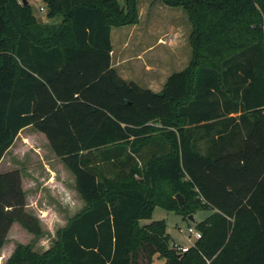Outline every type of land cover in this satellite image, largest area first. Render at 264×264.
<instances>
[{
	"label": "trees",
	"instance_id": "trees-1",
	"mask_svg": "<svg viewBox=\"0 0 264 264\" xmlns=\"http://www.w3.org/2000/svg\"><path fill=\"white\" fill-rule=\"evenodd\" d=\"M42 1L58 24L0 0V160L32 126L85 206L4 264H264V0H160L186 12L191 57L157 92L111 66V27L138 23L137 0ZM25 200L20 171L0 172V251L15 222L44 232ZM155 206L214 211L180 252L163 220L140 224Z\"/></svg>",
	"mask_w": 264,
	"mask_h": 264
},
{
	"label": "rangeland",
	"instance_id": "rangeland-1",
	"mask_svg": "<svg viewBox=\"0 0 264 264\" xmlns=\"http://www.w3.org/2000/svg\"><path fill=\"white\" fill-rule=\"evenodd\" d=\"M157 2L165 5L160 0H137L142 24L145 23L150 29V33H147L145 37L147 51L142 52V59L137 56L136 60L131 58L121 66V72L128 79L121 74L123 78L132 80L142 87L146 85L155 89L161 87L165 76L187 66L191 57V47L188 40L191 24L186 12L181 7L166 5L169 11L167 13L169 20L162 19V16L157 14L153 16L152 7ZM31 4L33 8H38L40 2L32 0ZM153 17H155L156 22L166 20L167 24H171L165 25V27L172 28L173 34L167 35V38L159 39L164 26L160 30V26L154 23ZM129 26L115 28V33L119 31L121 34L122 41L128 37L126 31L129 30ZM114 44V59L133 57L134 43L130 41L126 48H120L115 40ZM35 133L18 135L8 152V157H11L13 162L11 170L16 169V167L17 169L19 167L20 170V167L31 168L30 172L26 171L32 180L26 181L25 184L28 189L25 203L27 210L40 219L44 232L41 236L36 237L16 224L8 233V244L6 242L1 248L0 258L2 256V259H0V264H4L7 259V251L5 250L18 242L29 243L34 250L39 252L51 247L56 239L57 229L85 206L84 201L75 190L73 175L61 164L59 158L54 156L48 143ZM39 149L42 150L40 153L35 152ZM213 211L214 209L210 208L197 209L192 214L193 219H189L177 211H168L161 206H155L150 218L141 219L140 224L147 225L156 220H163L170 235L171 244L192 246L196 239L188 235V227L197 230V224ZM162 262V259L155 258L154 264H162Z\"/></svg>",
	"mask_w": 264,
	"mask_h": 264
},
{
	"label": "crops",
	"instance_id": "crops-1",
	"mask_svg": "<svg viewBox=\"0 0 264 264\" xmlns=\"http://www.w3.org/2000/svg\"><path fill=\"white\" fill-rule=\"evenodd\" d=\"M29 1V4L31 5L32 9H33V14L34 16L39 19L43 24H57L59 23L61 17L56 15V16H53V17H47V7H46V4L42 1V0H38L40 2V4L38 5V8H33L32 4H31V1L32 0H28ZM42 3V4H41ZM158 4V2H157ZM154 4V6L152 7V13L154 14L153 16H155L156 14L158 16H162V19H167V16H168V9L166 7V5H163L162 3L160 4ZM168 6V5H167ZM153 20L155 21V17H153ZM143 21H141V17L139 16V21L138 23L134 24V25H130L129 26V30L126 31L128 37L126 40L122 41V38H121V34L118 32L115 33V28L117 27H111V30H110V40H111V45H112V50H111V66L113 68L116 69L117 73L119 74V76H121V74H123L121 72V66L127 62L128 60H130L132 58V60H136V57H140V59H142V54L147 51L146 48H147V44L145 43V37H146V34L147 33H150V29H149V26L145 25V23L142 24ZM155 24H158L160 26V30L162 29V27L164 26V28L162 29V35L159 37V39H164V37L167 38V35H172L174 30L172 28H167L165 27V25H171V24H167L168 22L166 20H158V22H154ZM127 26V25H125ZM142 26V27H141ZM120 27H124V26H120ZM171 27V26H170ZM137 36V37H136ZM136 37V38H135ZM171 37V36H170ZM130 39V40H129ZM114 40L116 41V43L118 42V45H120V48H126L127 45L129 44V42L131 41L132 43H134V54H133V57H124V58H118L117 60L114 59V52H115V44H114ZM150 48V47H149ZM143 52V53H142ZM135 57V58H134ZM142 57V58H141ZM124 77L127 78V76L125 74H123ZM169 76V75H168ZM168 76H165V79L163 81V83L161 84V87L159 89H155V88H152L150 86H146L144 85L145 87H148L149 89H151L152 91H159L161 90L166 78ZM122 77V76H121ZM123 78V77H122ZM125 79V78H124ZM128 79V78H127ZM125 79V80H127ZM132 81V80H131ZM34 129V130H33ZM33 130V131H31ZM36 132V133H35ZM22 133H26V134H30V133H35L39 136H41L43 138V140L48 143L45 135L41 132H39L38 130H36L35 128H33L32 126H25L23 127L18 135L22 134ZM18 135L16 136L15 140L17 139ZM14 140V142H15ZM13 142V144H14ZM13 144L6 150V152L4 153L3 157L1 158L0 160V172H4V171H8V170H11V168L13 167V162L11 161V157H8V152L10 151V149L12 148ZM22 144H24L22 142ZM36 149V148H34ZM37 150V149H36ZM35 152H38L40 153L42 150L39 149L38 151ZM51 150V148H50ZM52 151V150H51ZM53 152V151H52ZM42 154V153H41ZM54 154V153H53ZM10 156V155H9ZM55 157H57L55 154H54ZM60 160V159H59ZM61 162V161H60ZM46 163V162H45ZM44 163V164H45ZM3 164V165H2ZM62 164V162H61ZM63 165V164H62ZM64 166V165H63ZM21 170L19 169L18 167V170L20 171V175H21V184H22V189L24 190L25 192V198H26V194L28 192V189L26 188L25 184H26V181H30L32 180L29 176H28V173L27 172H30L31 168H24V167H20ZM17 169V167H16ZM52 172V170H51ZM19 225L18 223H13L11 228L14 227L15 225ZM65 225V224H64ZM63 225V226H64ZM10 228V229H11ZM10 231V230H9ZM8 244V242H7ZM15 245H12L11 247H9L8 249H6L5 247V251H7V257L11 254L13 248H14Z\"/></svg>",
	"mask_w": 264,
	"mask_h": 264
},
{
	"label": "built area",
	"instance_id": "built-area-1",
	"mask_svg": "<svg viewBox=\"0 0 264 264\" xmlns=\"http://www.w3.org/2000/svg\"><path fill=\"white\" fill-rule=\"evenodd\" d=\"M187 233L189 236L193 237L194 239H198L201 236L200 232L198 230L193 229L192 227H188ZM173 245L180 252H186L189 247V246H183V245H178V244H173Z\"/></svg>",
	"mask_w": 264,
	"mask_h": 264
},
{
	"label": "water",
	"instance_id": "water-1",
	"mask_svg": "<svg viewBox=\"0 0 264 264\" xmlns=\"http://www.w3.org/2000/svg\"><path fill=\"white\" fill-rule=\"evenodd\" d=\"M24 3H26V1H24ZM176 198L178 199V202H179V206H182L183 204V197H181L180 195H176ZM192 217L190 216L189 219H191Z\"/></svg>",
	"mask_w": 264,
	"mask_h": 264
}]
</instances>
